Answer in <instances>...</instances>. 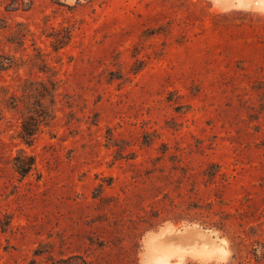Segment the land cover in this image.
Listing matches in <instances>:
<instances>
[{
    "label": "rangeland",
    "instance_id": "rangeland-1",
    "mask_svg": "<svg viewBox=\"0 0 264 264\" xmlns=\"http://www.w3.org/2000/svg\"><path fill=\"white\" fill-rule=\"evenodd\" d=\"M248 1L0 0V58L17 62L0 70V264H143L149 234L171 264H264V0ZM41 57L56 117L27 146L26 80L51 103ZM166 192L243 218L146 228ZM203 243L226 255L180 253Z\"/></svg>",
    "mask_w": 264,
    "mask_h": 264
},
{
    "label": "trees",
    "instance_id": "trees-1",
    "mask_svg": "<svg viewBox=\"0 0 264 264\" xmlns=\"http://www.w3.org/2000/svg\"><path fill=\"white\" fill-rule=\"evenodd\" d=\"M54 36L53 46L55 50L60 49L67 45L71 39V32L69 30L57 31L51 33ZM42 63L35 60V64L42 71H50L49 82L51 83V89L49 94L51 95V103H45L42 99V90L37 89L35 83L30 79H27L26 83V96L24 97L25 108L22 112L21 129L19 137L21 141L27 146H32L39 133L43 130V126L49 125L56 117V104L57 95L59 89V80L56 77L57 69L49 65V63L41 57ZM17 66V62L14 56L7 57L6 59L0 58V70L9 69ZM42 84V81H41ZM43 85V84H42ZM48 92V91H47ZM40 97V98H39ZM15 105L17 107L20 97L14 95ZM14 167L22 176L27 175L30 171L36 167V157L33 153H29L25 148H20L18 154L14 157ZM167 199L168 202L165 201ZM219 202H223L219 200ZM161 203V202H160ZM214 201L212 199L203 200L200 198H193L187 201V203L177 202L173 197L166 192L164 199L159 206H152L149 212L142 215V222L147 224L146 228H154L159 225H163L165 221L170 220L172 222H180L182 220H188L191 222L199 221L205 226H217L220 229H228L231 223H235L234 218L242 219V212H232L226 209H213ZM217 214V218H213V215ZM238 220V219H237ZM239 225L240 221H237ZM236 251L240 252L243 248L244 239L241 233L234 232L232 235ZM85 264L88 262L84 259Z\"/></svg>",
    "mask_w": 264,
    "mask_h": 264
},
{
    "label": "bare ground",
    "instance_id": "bare-ground-1",
    "mask_svg": "<svg viewBox=\"0 0 264 264\" xmlns=\"http://www.w3.org/2000/svg\"><path fill=\"white\" fill-rule=\"evenodd\" d=\"M259 6L262 5L260 4ZM199 233L203 234V232H199ZM154 237L155 236L153 234H149L148 237L145 239L146 251L143 252L142 254L143 264H171L170 257L177 255V253L173 250H170L167 247L154 243L153 241ZM185 252L196 254L206 259L214 257L216 255L220 257H224L226 255V251L223 247H219V246L206 247V244L204 243L201 245L200 248L197 247L196 245H193L189 249L187 248L182 249L180 253L184 254Z\"/></svg>",
    "mask_w": 264,
    "mask_h": 264
},
{
    "label": "water",
    "instance_id": "water-1",
    "mask_svg": "<svg viewBox=\"0 0 264 264\" xmlns=\"http://www.w3.org/2000/svg\"><path fill=\"white\" fill-rule=\"evenodd\" d=\"M195 232L196 231H194V230H190L186 235H184V236H192V235H194L195 234Z\"/></svg>",
    "mask_w": 264,
    "mask_h": 264
}]
</instances>
